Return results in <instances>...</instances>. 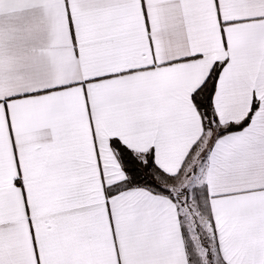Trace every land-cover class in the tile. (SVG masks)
Instances as JSON below:
<instances>
[{
    "label": "snow or ice",
    "instance_id": "1",
    "mask_svg": "<svg viewBox=\"0 0 264 264\" xmlns=\"http://www.w3.org/2000/svg\"><path fill=\"white\" fill-rule=\"evenodd\" d=\"M0 264H264V0H0Z\"/></svg>",
    "mask_w": 264,
    "mask_h": 264
}]
</instances>
